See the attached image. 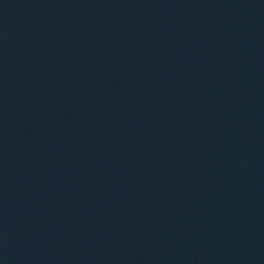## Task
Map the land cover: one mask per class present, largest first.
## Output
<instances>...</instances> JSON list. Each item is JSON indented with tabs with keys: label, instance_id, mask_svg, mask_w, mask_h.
I'll return each mask as SVG.
<instances>
[{
	"label": "water",
	"instance_id": "1",
	"mask_svg": "<svg viewBox=\"0 0 264 264\" xmlns=\"http://www.w3.org/2000/svg\"><path fill=\"white\" fill-rule=\"evenodd\" d=\"M220 74L264 169V0H178Z\"/></svg>",
	"mask_w": 264,
	"mask_h": 264
}]
</instances>
